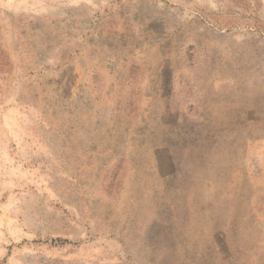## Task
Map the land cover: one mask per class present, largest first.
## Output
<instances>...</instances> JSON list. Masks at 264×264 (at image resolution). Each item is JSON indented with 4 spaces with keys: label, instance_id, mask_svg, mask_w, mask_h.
I'll return each instance as SVG.
<instances>
[{
    "label": "rangeland",
    "instance_id": "374dc122",
    "mask_svg": "<svg viewBox=\"0 0 264 264\" xmlns=\"http://www.w3.org/2000/svg\"><path fill=\"white\" fill-rule=\"evenodd\" d=\"M165 214L264 264V0H0V264H169Z\"/></svg>",
    "mask_w": 264,
    "mask_h": 264
},
{
    "label": "crops",
    "instance_id": "0c3cea01",
    "mask_svg": "<svg viewBox=\"0 0 264 264\" xmlns=\"http://www.w3.org/2000/svg\"><path fill=\"white\" fill-rule=\"evenodd\" d=\"M213 204V205H212ZM215 203L211 201V206H214ZM210 207V206H209ZM165 223L159 225V238H169L173 244L169 247V255L170 259L172 257L175 258V261L172 260L170 263L176 264L178 259L181 260V256L187 255H195L197 256L196 261L192 258V256H188L189 260H183V263L180 264H231L232 263V238L230 231H224L223 234H216L212 228L209 229L207 235H205V231H202L201 228H204L202 224H196L197 228V236L196 240L194 237L186 236L183 233L184 227L181 228H171L169 223V214H165ZM153 233H145L144 240L148 241L153 238ZM215 235V236H214ZM219 239H217V237ZM186 238H190V241L193 243L196 241L197 246L191 244L187 246ZM50 246L56 247V243L62 245L64 247L66 245H70L71 243L60 237L51 238L48 241Z\"/></svg>",
    "mask_w": 264,
    "mask_h": 264
}]
</instances>
